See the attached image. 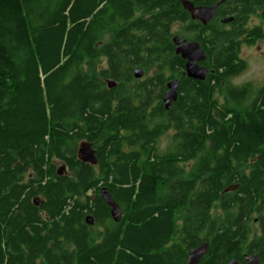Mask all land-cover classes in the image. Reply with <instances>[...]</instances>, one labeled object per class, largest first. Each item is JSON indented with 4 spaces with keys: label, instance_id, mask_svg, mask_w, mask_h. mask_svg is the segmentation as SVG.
<instances>
[{
    "label": "trees",
    "instance_id": "1",
    "mask_svg": "<svg viewBox=\"0 0 264 264\" xmlns=\"http://www.w3.org/2000/svg\"><path fill=\"white\" fill-rule=\"evenodd\" d=\"M181 1L0 0V264H184L202 243L197 264L264 261V81L231 82L264 41V0H224L206 25ZM175 35L199 43L204 80Z\"/></svg>",
    "mask_w": 264,
    "mask_h": 264
},
{
    "label": "water",
    "instance_id": "2",
    "mask_svg": "<svg viewBox=\"0 0 264 264\" xmlns=\"http://www.w3.org/2000/svg\"><path fill=\"white\" fill-rule=\"evenodd\" d=\"M224 1H218L212 6H194L192 2L188 0H182L181 4L184 9H186L191 19L198 20L203 25H206L214 16L216 9L220 5V3ZM232 21L231 17L221 19V23L227 24L228 22ZM172 42L175 46V53L179 55L181 59L185 61V73L188 78L202 81L205 79V76L208 72L207 68L201 65V62L205 60V53L200 48V45L195 40H186L181 39L180 36L175 35L172 38ZM133 75L136 79H139L143 76V70L140 68H136L133 72ZM114 83H108L109 87H113ZM178 81L176 79H171L167 81L166 88L167 91L164 93L163 96V103L164 108L166 110L169 109L171 103L176 100L177 98V89H178ZM77 158L82 163H89L92 165L96 164V158L94 155V150L92 147L86 142H80L77 149ZM61 169H58V174L61 173ZM237 186H231L227 188L225 191L234 190ZM100 197L103 202L108 207L109 213L111 218L118 222L121 218V210L118 207V204L112 199L110 193L107 191L106 188H101ZM34 204L37 205V199L33 200ZM85 222L88 225L93 224V217L86 216ZM208 250V243H202L198 247L192 248L187 253V258L185 264H197V262L201 259V257L207 252ZM245 263L244 264H261L259 262V258L257 256H245ZM227 264H241L237 260L232 259Z\"/></svg>",
    "mask_w": 264,
    "mask_h": 264
},
{
    "label": "rangeland",
    "instance_id": "3",
    "mask_svg": "<svg viewBox=\"0 0 264 264\" xmlns=\"http://www.w3.org/2000/svg\"><path fill=\"white\" fill-rule=\"evenodd\" d=\"M258 23V19L255 17L250 18L249 25H254ZM179 30L177 25L173 26V31ZM240 57L246 62V67L234 75L231 78V82L234 85H240L247 82L253 84L254 89L261 85L264 81V41L258 40L253 45H242L240 50ZM144 76V73H143ZM222 100V97L219 96L218 100ZM171 133L168 132L162 135L156 141V148L159 153L163 152L165 148L170 143ZM57 167L61 168L60 164H57ZM214 214L219 213V210L216 208L213 210Z\"/></svg>",
    "mask_w": 264,
    "mask_h": 264
},
{
    "label": "flooded vegetation",
    "instance_id": "4",
    "mask_svg": "<svg viewBox=\"0 0 264 264\" xmlns=\"http://www.w3.org/2000/svg\"><path fill=\"white\" fill-rule=\"evenodd\" d=\"M103 64H105V61L103 62ZM167 91V88H166V90H165V92ZM164 92V93H165ZM163 96H164V94H163ZM163 99V98H162ZM257 226V223L255 222V223H253V228H255ZM257 232H251V236L253 235V234H259L260 232L258 231V230H256ZM245 256H257L258 258H259V262L261 263V264H264V261L258 256V255H256V254H247V253H243L242 254V259H241V261H238L239 263H241V264H244L246 261H245ZM185 262H186V260H185ZM185 264V263H184Z\"/></svg>",
    "mask_w": 264,
    "mask_h": 264
},
{
    "label": "bare ground",
    "instance_id": "5",
    "mask_svg": "<svg viewBox=\"0 0 264 264\" xmlns=\"http://www.w3.org/2000/svg\"><path fill=\"white\" fill-rule=\"evenodd\" d=\"M122 141V140H121Z\"/></svg>",
    "mask_w": 264,
    "mask_h": 264
}]
</instances>
